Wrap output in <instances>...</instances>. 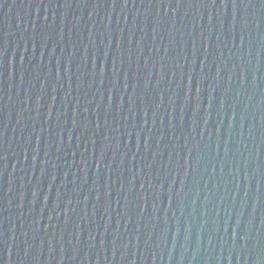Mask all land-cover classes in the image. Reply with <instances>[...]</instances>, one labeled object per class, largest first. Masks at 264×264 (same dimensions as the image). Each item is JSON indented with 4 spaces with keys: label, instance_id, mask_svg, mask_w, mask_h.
Returning <instances> with one entry per match:
<instances>
[{
    "label": "water",
    "instance_id": "95a60500",
    "mask_svg": "<svg viewBox=\"0 0 264 264\" xmlns=\"http://www.w3.org/2000/svg\"><path fill=\"white\" fill-rule=\"evenodd\" d=\"M0 264H264V0H0Z\"/></svg>",
    "mask_w": 264,
    "mask_h": 264
}]
</instances>
